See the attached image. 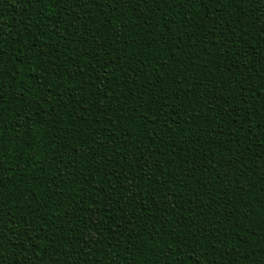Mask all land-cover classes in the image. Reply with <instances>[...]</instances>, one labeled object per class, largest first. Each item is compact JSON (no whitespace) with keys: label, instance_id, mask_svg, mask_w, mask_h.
Segmentation results:
<instances>
[{"label":"trees","instance_id":"1","mask_svg":"<svg viewBox=\"0 0 264 264\" xmlns=\"http://www.w3.org/2000/svg\"><path fill=\"white\" fill-rule=\"evenodd\" d=\"M42 7L0 0V264H264V0Z\"/></svg>","mask_w":264,"mask_h":264},{"label":"snow or ice","instance_id":"2","mask_svg":"<svg viewBox=\"0 0 264 264\" xmlns=\"http://www.w3.org/2000/svg\"><path fill=\"white\" fill-rule=\"evenodd\" d=\"M28 2L44 5V7H42V9H41V15H44V13L46 11V4H47L48 0H28ZM50 2L54 7L58 8L61 5L67 4L69 2V0H50ZM84 2H87V0H84ZM165 2H167V0H165ZM210 2L213 4H218L221 2V0H210ZM229 2H231V0H229ZM178 3H179V6H181V7H184L186 5L188 8H191L194 5L204 3V0H178ZM77 6H79V4H77ZM261 59L264 60V57H261ZM97 79H99V77H97ZM58 195H62V193H58ZM225 195H226V193H225ZM92 223H95V221H92ZM4 224L8 225L7 230H5L3 228ZM24 224H29V222L25 220ZM23 226L24 225L22 224L21 227H23ZM41 227H43V226H41ZM11 230H12L11 221H4L3 219H0V249H3V247H4L3 242H4V239L6 238V231H11ZM29 231L35 233V232H37V228L35 226L29 224ZM20 235L21 236H27L28 233L27 232H21ZM85 243L87 244L88 241L86 240ZM25 255H27L26 251H25ZM204 255H207V253L205 252ZM217 259H220V258L218 257ZM197 264H199V261H197Z\"/></svg>","mask_w":264,"mask_h":264}]
</instances>
